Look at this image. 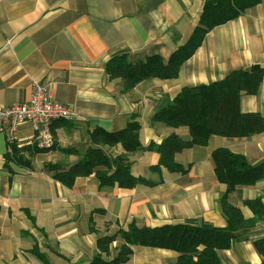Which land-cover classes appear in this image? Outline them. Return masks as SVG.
<instances>
[{"label":"crops","instance_id":"0c3cea01","mask_svg":"<svg viewBox=\"0 0 264 264\" xmlns=\"http://www.w3.org/2000/svg\"><path fill=\"white\" fill-rule=\"evenodd\" d=\"M206 1L0 0V109L26 102L36 81L48 85L52 99L79 116L52 124L53 147L44 153L31 150L38 147L31 126L18 128L15 145L26 150L29 167L9 162L6 168L12 151L0 127V264H44L36 254L50 264H88L99 236L131 223L227 226L219 202L225 186L216 179L212 153L223 148L258 165L264 161V131L248 138L210 135L205 146L175 155V162L187 168L185 174L162 168L152 172L159 161L154 151L127 155L132 175L153 186L100 188L91 175L76 178L68 188L44 170L47 163L74 164L82 151L97 146L91 142L95 129L119 131L132 115L142 147L170 134L189 139L186 128L172 129L151 117L182 88L220 81L232 70L253 65L263 68L262 82L256 94L240 97L239 106L242 113L258 114L264 121V0L205 33L175 79L144 80L122 93L105 72V63L122 54L132 60L156 56L167 63L196 33ZM103 149L111 156L124 153L120 146ZM255 199L264 204V179L228 195L245 219L253 214L244 201ZM245 236L220 251L223 264L260 263L253 243L264 239V218ZM131 249L125 264H174L177 258L166 249Z\"/></svg>","mask_w":264,"mask_h":264},{"label":"trees","instance_id":"16d2710c","mask_svg":"<svg viewBox=\"0 0 264 264\" xmlns=\"http://www.w3.org/2000/svg\"><path fill=\"white\" fill-rule=\"evenodd\" d=\"M260 0H207L199 19L196 33L176 50L167 63L158 57L146 56L141 60H132L122 54L111 57L105 63V72L111 81L127 93L138 83L148 79L171 80L178 76L181 65L191 57L194 50L209 30L239 17L246 9L258 4ZM263 68L259 65L247 69L232 70L227 76L216 82L198 86L184 87L168 103L158 109L151 117L152 122L165 126L188 130L189 139L170 134L159 144L150 142L142 147L139 142L140 126L136 116L132 115L126 127L115 132L95 129L91 142L96 147H88L82 156L72 165L47 163L44 170L52 179L71 188L76 178L94 175L100 188L115 185L131 189L138 185L153 186L155 183L131 173V163L127 155L139 150L154 151L159 155L152 172L164 169L170 173L185 174L187 168L175 162V155L194 146H205L210 135L220 137H252L264 131V121L258 114L242 113L239 101L242 95L256 94L262 82ZM120 146L123 154L111 156L102 147ZM33 147L34 153H44L52 149ZM25 149L13 146L12 154L6 157L8 163L19 167H29L25 159ZM67 154H77L76 149L62 150ZM214 173L219 183L225 186L220 197V209L226 220L225 228H216L209 223H167L157 227H138L131 223L112 234L97 238V252L88 264H125L132 255L133 246L166 249L177 254L174 264H223L220 251L230 249L234 242L244 241L245 233L255 227L264 218V204L259 200H245L253 216L245 219L240 210L228 202V195L237 187L253 186L264 179V161L250 165L245 158L223 148L212 153ZM9 169V168H8ZM117 245L112 250L111 245ZM257 254L264 264V239L253 243ZM44 264H50L46 257L36 254Z\"/></svg>","mask_w":264,"mask_h":264},{"label":"built area","instance_id":"2783aa9c","mask_svg":"<svg viewBox=\"0 0 264 264\" xmlns=\"http://www.w3.org/2000/svg\"><path fill=\"white\" fill-rule=\"evenodd\" d=\"M79 116L63 104L51 100V91L47 85L32 82L31 93L26 102L15 103L0 109V127L5 131L8 151L16 146L15 136L18 127L28 124L35 130L38 148H49L53 142L50 127L54 122H72Z\"/></svg>","mask_w":264,"mask_h":264},{"label":"rangeland","instance_id":"374dc122","mask_svg":"<svg viewBox=\"0 0 264 264\" xmlns=\"http://www.w3.org/2000/svg\"><path fill=\"white\" fill-rule=\"evenodd\" d=\"M48 86V85H47ZM48 88H49V86H48ZM49 90H50V88H49ZM132 90V89H131ZM130 90V91H131ZM51 100L52 101H54L53 99H52V96H51ZM77 114V113H76ZM78 115V114H77ZM30 126V125H29ZM19 128V127H18ZM32 128V127H31ZM18 130V129H17ZM32 130H33V132H34V134H35V130L32 128ZM2 132L5 134V131L4 130H2ZM17 133V132H16ZM5 136V135H4ZM15 136H16V134H15ZM50 137H51V139H53L52 138V135H51V133H50ZM5 140H6V137H5ZM53 141V140H52ZM6 144H7V149H8V142H7V140H6ZM104 148V147H103ZM106 148H110V147H106ZM114 148V147H113ZM111 149V148H110ZM12 150V149H11ZM247 187H249V186H247ZM113 233V232H112ZM112 233H110V234H112ZM104 235H106V234H104ZM107 235H109V234H107ZM101 236H103V235H101ZM101 236H99V237H101ZM98 237V238H99ZM97 241V240H96ZM116 245H117V243L116 242H114L112 245H111V247H110V249L112 250L113 248H115L116 247ZM261 259V258H260Z\"/></svg>","mask_w":264,"mask_h":264}]
</instances>
